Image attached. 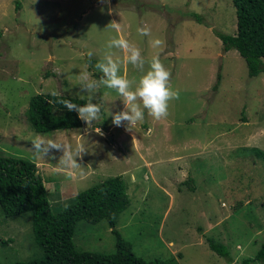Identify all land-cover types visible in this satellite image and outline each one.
I'll return each mask as SVG.
<instances>
[{
    "label": "rangeland",
    "instance_id": "rangeland-1",
    "mask_svg": "<svg viewBox=\"0 0 264 264\" xmlns=\"http://www.w3.org/2000/svg\"><path fill=\"white\" fill-rule=\"evenodd\" d=\"M17 1L0 0V153L37 163L53 212L121 175L130 203L116 229L138 256L166 264H264L256 259L264 245V72L250 76L239 52L223 48L218 32L237 30L233 1ZM111 23L142 55L158 54L169 69L178 97L168 115L145 113L131 130L116 127L111 113L124 104L115 90L100 86L93 102L101 114L92 124L36 132L27 116L34 95L89 98L81 79L102 75L94 65L117 35ZM141 27L162 46L151 48ZM120 71L132 81L141 74L128 63ZM37 134L63 142L70 164L62 163L63 148L36 153ZM113 229L107 219L81 220L74 241L81 250L113 253ZM209 239L224 244L229 256L213 251ZM42 255L31 214L6 218L0 210V260Z\"/></svg>",
    "mask_w": 264,
    "mask_h": 264
},
{
    "label": "trees",
    "instance_id": "trees-1",
    "mask_svg": "<svg viewBox=\"0 0 264 264\" xmlns=\"http://www.w3.org/2000/svg\"><path fill=\"white\" fill-rule=\"evenodd\" d=\"M237 13L234 34L218 32L225 51L237 50L246 61L250 76L264 72V0H232ZM21 0L17 1V6ZM193 16L199 18L198 14ZM0 32V36H1ZM63 99L84 104L86 98L72 95L38 93L30 101L28 119L38 133L58 129L80 128L84 125L75 111H68L60 103ZM130 203L127 184L121 175L109 177L100 184L78 193L77 199L66 209L54 213L47 187L36 162L14 155L0 153V210L3 215L15 217L28 212L32 216L35 240L43 255L30 260L0 264H166L161 259H144L116 229L119 215ZM107 219L117 236V250L97 253L81 250L74 241L79 221L97 223ZM211 249L229 256L228 248L209 239ZM256 259H264V245ZM171 259L169 262H175ZM252 262L247 259L245 264Z\"/></svg>",
    "mask_w": 264,
    "mask_h": 264
},
{
    "label": "clouds",
    "instance_id": "clouds-1",
    "mask_svg": "<svg viewBox=\"0 0 264 264\" xmlns=\"http://www.w3.org/2000/svg\"><path fill=\"white\" fill-rule=\"evenodd\" d=\"M109 0H101L107 3ZM104 9L101 8V11ZM111 11V9H109ZM117 33L110 38L105 47L106 51L95 63L94 67L102 75L98 80L88 79L87 76L81 79V88L88 93V101L84 104L74 103L72 100L63 99L60 103L68 111H75L84 124L90 125L96 121L101 114V106L93 102L95 93L100 86L115 90L118 97L124 104V108L118 112L111 113L112 124L116 127H123L131 130L135 124L145 118V113L155 119H160L168 115L170 101L178 97V92L169 83V69L162 62L160 56L153 55L146 58L142 55L140 48L119 35L120 27L116 23L109 25ZM141 36L148 37V44L151 48H160L163 41L159 37H153L148 27L138 28ZM113 49H118L124 53L123 57L115 56ZM92 53L89 52V56ZM128 63L141 73L137 81H132L121 74V65ZM147 65V68L145 67ZM32 149L38 154H45L50 149H64L62 163L69 165L72 156L66 149V145L53 138H44L37 134L32 139ZM77 152L84 151L78 147Z\"/></svg>",
    "mask_w": 264,
    "mask_h": 264
},
{
    "label": "water",
    "instance_id": "water-1",
    "mask_svg": "<svg viewBox=\"0 0 264 264\" xmlns=\"http://www.w3.org/2000/svg\"><path fill=\"white\" fill-rule=\"evenodd\" d=\"M109 139H111V140H112V136H109Z\"/></svg>",
    "mask_w": 264,
    "mask_h": 264
}]
</instances>
